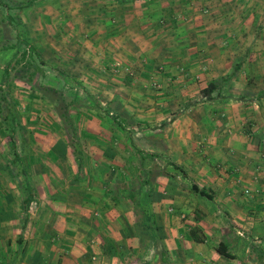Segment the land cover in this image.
Wrapping results in <instances>:
<instances>
[{"label":"crops","instance_id":"crops-1","mask_svg":"<svg viewBox=\"0 0 264 264\" xmlns=\"http://www.w3.org/2000/svg\"><path fill=\"white\" fill-rule=\"evenodd\" d=\"M28 48L59 127L0 116V264H264V0H0V93Z\"/></svg>","mask_w":264,"mask_h":264},{"label":"rangeland","instance_id":"rangeland-1","mask_svg":"<svg viewBox=\"0 0 264 264\" xmlns=\"http://www.w3.org/2000/svg\"><path fill=\"white\" fill-rule=\"evenodd\" d=\"M32 52L33 51L28 48V50L25 51L22 50L19 53V56L16 59L17 61H15L11 66V70L9 71V76L7 77V81H6L7 83L11 81V83L14 84V88H16V90L15 91L13 90L12 92L11 91L7 92V90L4 91L3 93L1 92L0 98L2 95H5L7 99H9V101H12L13 99L18 98L20 91H23L24 93H26V95L28 94L32 100V106L27 107L25 109H18L16 107L15 110L17 114L20 110H22L25 115L28 113L29 114L28 116L32 117L31 122L27 124L28 127L30 126L28 130L31 133L37 131L54 132L59 127V125H57L56 123L58 122L57 120L58 114L56 113L55 108L51 109L48 106H46V104H44L45 103L43 101L44 97L41 96V92L38 89L39 86L38 84H36V82H33V78L35 76L34 74L38 69L37 67H38V63H40L39 61L40 59L37 58L36 55L32 54ZM21 74L24 76L26 83H22L20 81H17V84L13 83L12 77L14 75L18 76ZM27 75H31L29 80H28L29 76L27 78ZM36 91H38L39 93H36ZM49 94L52 93L49 92ZM3 127L5 129H2V133L4 130H6V125L4 124ZM18 128L19 126L16 128L17 131L19 130Z\"/></svg>","mask_w":264,"mask_h":264},{"label":"trees","instance_id":"trees-1","mask_svg":"<svg viewBox=\"0 0 264 264\" xmlns=\"http://www.w3.org/2000/svg\"><path fill=\"white\" fill-rule=\"evenodd\" d=\"M207 86L208 87L211 86V88L213 89L215 87V83L211 82ZM48 90L52 93V97L54 100L59 99V97L57 96L58 94L56 93L55 90H52V89H48ZM203 91H204V89H203ZM45 92H47V91H45ZM45 94H47V93H45ZM58 110L60 111V114L66 123L67 129H69V131L73 130V124L71 123V119H70V116L68 113V107L61 105L58 107ZM17 115L18 114L12 105H10L9 103L6 105H2L0 103V116L5 122L6 128L11 133H14L16 128L18 127V124L15 123ZM69 143L76 150V144H75L76 142H74V140L72 139ZM199 192H200V194L203 195V190H199Z\"/></svg>","mask_w":264,"mask_h":264},{"label":"built area","instance_id":"built-area-1","mask_svg":"<svg viewBox=\"0 0 264 264\" xmlns=\"http://www.w3.org/2000/svg\"><path fill=\"white\" fill-rule=\"evenodd\" d=\"M261 146H262V152H263V155H264V138L262 139L261 141ZM245 192H249L248 190H246Z\"/></svg>","mask_w":264,"mask_h":264}]
</instances>
